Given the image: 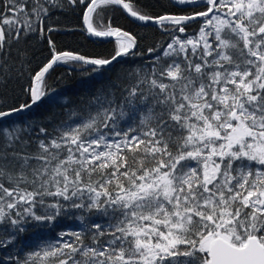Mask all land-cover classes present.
I'll list each match as a JSON object with an SVG mask.
<instances>
[{
	"label": "snow or ice",
	"instance_id": "snow-or-ice-1",
	"mask_svg": "<svg viewBox=\"0 0 264 264\" xmlns=\"http://www.w3.org/2000/svg\"><path fill=\"white\" fill-rule=\"evenodd\" d=\"M67 4L89 35L115 38L110 55L58 49L63 0H0V83L13 45L37 34L51 53L22 103H0V249L16 248L0 264H264V0H172L181 10L159 15L134 0ZM117 7L167 41L139 51L106 15ZM137 56L148 63L117 74L130 82L119 100L111 82L51 128L2 123L54 102V66L102 74ZM62 219L77 228L20 257L29 225Z\"/></svg>",
	"mask_w": 264,
	"mask_h": 264
},
{
	"label": "trees",
	"instance_id": "trees-1",
	"mask_svg": "<svg viewBox=\"0 0 264 264\" xmlns=\"http://www.w3.org/2000/svg\"><path fill=\"white\" fill-rule=\"evenodd\" d=\"M63 2L64 7L54 10L49 21L51 26L58 29L53 34L58 49L78 52L90 57H107L110 55L115 47L114 41L99 42L89 37L83 26L82 6L68 5L67 0H63ZM134 2L153 15L181 10L173 6L171 0H134ZM106 15L111 17L114 26L129 31L137 37L140 45L139 51L141 52H145L147 47L153 46L158 41H167V36L157 26L138 25L131 21L118 7L112 9ZM189 31L191 32V29ZM18 50L27 53L23 66H21ZM50 55L47 39L37 34L30 35L19 45H13L9 57V63L13 65V68L6 82L0 83V103L5 105L22 103L25 99L24 89L30 84L31 76L50 59ZM147 63L148 59L146 57H125L110 69L103 71L102 74H89L90 69L86 68L77 67L70 70L68 65L55 66L47 77L49 86L55 90L53 94L54 102L45 100L39 107L34 108L31 113L2 123L8 125L18 119L47 118L46 126L51 128L53 123L66 120L71 110L83 109L89 99L96 95L97 89L102 86L107 87L111 82L117 84L114 91L117 100H119L123 94L121 88L130 82L123 78L117 80V74L120 73L121 69H130ZM77 225V221L68 219H62L59 226L34 228L33 225H29L27 232L16 241V244L22 249L19 252L20 257L22 258L24 253L34 250L38 242L37 237L41 240L54 241L58 238V232L69 228L76 229ZM15 251V247H10L7 250L0 249V258Z\"/></svg>",
	"mask_w": 264,
	"mask_h": 264
},
{
	"label": "water",
	"instance_id": "water-1",
	"mask_svg": "<svg viewBox=\"0 0 264 264\" xmlns=\"http://www.w3.org/2000/svg\"><path fill=\"white\" fill-rule=\"evenodd\" d=\"M171 2H172V0H171ZM175 7H177V6H175ZM177 8H179V9H181L180 7H177ZM122 10V9H121ZM123 11V10H122ZM124 12V11H123ZM124 14L131 20V21H133L134 23H136V24H138V25H141V26H155V25H153V24H147V25H145L144 24V22H141V21H138V20H135L134 18H131L129 15H127L125 12H124ZM83 26H84V24H83ZM84 28H85V26H84ZM89 35V34H88ZM92 39H94L95 41H99V42H112V41H114V39L115 38H110V39H100V38H96V37H93V36H91V35H89ZM122 60V59H121ZM120 60H118L116 63H118ZM116 63H114L113 65H115ZM112 65V66H113ZM111 66V67H112ZM55 67V66H54ZM27 113H29V112H23V113H20L19 114V117L20 116H22V115H25V114H27ZM15 118H18V117H16V116H13V117H10V118H8V120H10V119H15ZM6 121V120H5Z\"/></svg>",
	"mask_w": 264,
	"mask_h": 264
}]
</instances>
